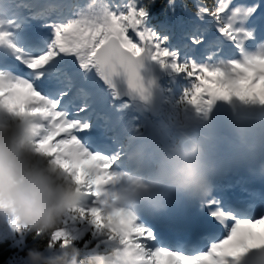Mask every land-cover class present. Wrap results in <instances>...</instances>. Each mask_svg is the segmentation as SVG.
I'll list each match as a JSON object with an SVG mask.
<instances>
[{
    "label": "snow or ice",
    "instance_id": "6c2138e0",
    "mask_svg": "<svg viewBox=\"0 0 264 264\" xmlns=\"http://www.w3.org/2000/svg\"><path fill=\"white\" fill-rule=\"evenodd\" d=\"M21 7L27 15L0 0V108L32 119L39 130L37 151L78 181L84 201L75 226L84 233L80 242L91 236L82 247L117 240L134 264H248L254 255L264 264V204L229 207L211 195L200 202L199 212L167 230L115 209L105 190L120 167L123 139H96L95 132L108 131L109 119L96 116L94 94L76 86L81 78L95 84L94 73L113 101L127 99L118 111H137L138 102L150 95V84L201 115L232 97L264 105V0L239 5L217 0L211 11L200 7L197 17H211V26L224 38L209 41L200 58L190 55L194 49L186 44L170 47L167 27L152 26L150 5L138 0L115 8L107 0H37L16 5ZM37 23L41 30L31 31ZM189 41L204 44V35L194 29ZM224 41L230 42L226 52ZM164 77L173 84L183 81L178 96L162 86ZM9 225L15 227L12 221ZM222 231L228 234L219 239ZM9 236L25 238L18 228ZM205 236L218 242L209 243ZM52 242L66 240L53 233L45 243Z\"/></svg>",
    "mask_w": 264,
    "mask_h": 264
},
{
    "label": "clouds",
    "instance_id": "9594fccd",
    "mask_svg": "<svg viewBox=\"0 0 264 264\" xmlns=\"http://www.w3.org/2000/svg\"><path fill=\"white\" fill-rule=\"evenodd\" d=\"M149 88L148 98L138 102L137 122L127 127L120 167L105 190L115 209L137 219L165 215L184 202L203 201L212 195L221 167L222 143L210 128L208 115L168 99L158 85ZM217 102L252 117L232 121L234 148L245 155L264 150L260 135L264 105L236 97ZM38 133L32 119L0 108V232L11 235L18 228L25 237L41 242L57 233V239L64 237L66 243H35L23 257L12 258L15 264H134V256L117 240L79 246L84 233L75 225L84 193L78 190V181L37 151ZM250 172L264 176V162ZM249 260L259 264L255 255Z\"/></svg>",
    "mask_w": 264,
    "mask_h": 264
},
{
    "label": "trees",
    "instance_id": "16d2710c",
    "mask_svg": "<svg viewBox=\"0 0 264 264\" xmlns=\"http://www.w3.org/2000/svg\"><path fill=\"white\" fill-rule=\"evenodd\" d=\"M156 0H146L147 4H152ZM163 2V0H160ZM186 5H192L191 0H180ZM205 7L210 11L213 10L212 0H201ZM90 233L86 234L84 240L79 242V246L82 247L83 243L90 240ZM45 241H34L31 236L25 237L23 239H18L14 236H9L7 233L0 232V264H3L5 260L8 264H15L13 257H23L26 254L27 248L32 247L35 243H45ZM94 243V242H93Z\"/></svg>",
    "mask_w": 264,
    "mask_h": 264
}]
</instances>
